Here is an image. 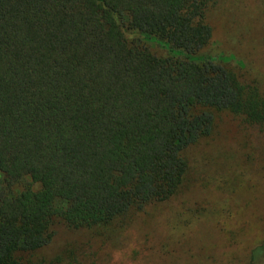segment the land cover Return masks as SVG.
Returning <instances> with one entry per match:
<instances>
[{"label":"trees","instance_id":"16d2710c","mask_svg":"<svg viewBox=\"0 0 264 264\" xmlns=\"http://www.w3.org/2000/svg\"><path fill=\"white\" fill-rule=\"evenodd\" d=\"M210 1L0 0V264H28L55 221L123 228L169 201L215 112L264 123L254 84L207 52Z\"/></svg>","mask_w":264,"mask_h":264},{"label":"rangeland","instance_id":"374dc122","mask_svg":"<svg viewBox=\"0 0 264 264\" xmlns=\"http://www.w3.org/2000/svg\"><path fill=\"white\" fill-rule=\"evenodd\" d=\"M207 52L254 84L264 104V0H211ZM157 56L169 55L156 40ZM252 86V85H251ZM215 132L187 151L189 171L169 201L131 216L125 249L119 225L74 230L55 221V237L28 264H264V123L215 112Z\"/></svg>","mask_w":264,"mask_h":264}]
</instances>
